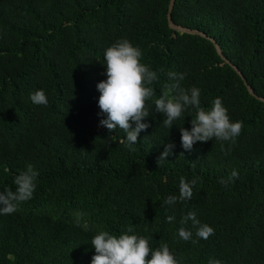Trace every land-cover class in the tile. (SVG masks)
<instances>
[{
  "label": "trees",
  "instance_id": "1",
  "mask_svg": "<svg viewBox=\"0 0 264 264\" xmlns=\"http://www.w3.org/2000/svg\"><path fill=\"white\" fill-rule=\"evenodd\" d=\"M169 1L0 0V191H14L29 164L39 173L33 198L0 215V264H91L95 234L119 236L130 227L127 234L148 238L153 251L166 243L178 264H264V103L208 40L169 29ZM171 18L214 39L264 98V0H175ZM120 39L158 74L143 121L150 127L134 151L120 143L123 130L110 134L100 125L104 52ZM169 72L186 74L179 83L200 89L203 108L220 98L231 121L243 122L226 151L216 140L183 149L180 127L191 130L195 109L171 129L162 126L154 100L175 82ZM37 90L46 106L30 100ZM168 143L174 154L159 166ZM233 170L238 178L225 188L220 180ZM180 177H199L193 197L168 205L179 196ZM77 212L84 214L80 227ZM189 212L215 234L197 244L182 240L180 220Z\"/></svg>",
  "mask_w": 264,
  "mask_h": 264
},
{
  "label": "clouds",
  "instance_id": "2",
  "mask_svg": "<svg viewBox=\"0 0 264 264\" xmlns=\"http://www.w3.org/2000/svg\"><path fill=\"white\" fill-rule=\"evenodd\" d=\"M142 51L133 46L127 39H120L104 52L106 62L107 79L97 85L100 93L98 107L100 114L106 119L100 121L111 134L117 129L126 133V139L120 140L130 151H134V145L138 144V137L142 131L150 125L144 123L150 116L147 101L155 95L150 87L158 81V74L147 65L141 63ZM186 74L169 72L168 76L174 83L165 85V90L159 98L154 100L155 112L165 116L163 127L171 129L174 122L180 119L183 113L189 109H195V116L191 120V130L180 127L181 145L184 150L191 151L197 142L220 141L221 150L226 151L224 142L234 143L243 129V122H232L228 110L223 106L220 98L212 102L210 109L201 106V92L197 87L186 89L181 87L180 81ZM30 100L35 105L46 106L48 99L43 90H37L30 95ZM109 135L108 139H111ZM173 143L164 145V151L158 158L160 166L168 157L173 155ZM230 151V148L227 150ZM183 156V153H181ZM39 173L29 164L26 170L20 172L14 179L15 190L7 188L0 191V215H9L18 211L22 203L33 198L37 187ZM238 178V172L232 171L226 179L220 183L227 188L229 182ZM199 177L190 182L184 177L179 180V196H169L165 201L168 205L190 201L193 197V187ZM83 213H75V225L82 226ZM174 216H168L167 222L172 223ZM191 221V229L185 227ZM181 227L178 230L179 237L184 241L197 244L200 239L207 240L215 234L213 227L202 223L195 212H189L180 220ZM83 227H87L86 224ZM197 239H193V231ZM133 229H127L132 233ZM110 234L108 231H100L91 239V246L95 249L91 264H178L175 256L170 252L169 246L161 244L155 251L149 244V239L136 234ZM151 256V259L148 257ZM208 264H222L219 259H210Z\"/></svg>",
  "mask_w": 264,
  "mask_h": 264
},
{
  "label": "water",
  "instance_id": "3",
  "mask_svg": "<svg viewBox=\"0 0 264 264\" xmlns=\"http://www.w3.org/2000/svg\"><path fill=\"white\" fill-rule=\"evenodd\" d=\"M174 2L175 0H170L169 4H168V10H167V15H166V20H167V25L169 27V29L178 32L180 34H189V35H195V36H199L201 38H204L206 40H208L214 47L217 55L220 57V59L223 61L224 64L228 65L231 69H233V71L238 75V77L241 79V81L243 82L244 87L246 88L248 94L250 96H252L253 98H255L256 100L264 103V98L257 96L252 88L248 85V83L246 82L244 76L242 75V73L236 68V66H234L228 59H226L224 57V55L222 54L219 45L217 44V42L208 37L206 34L198 31V30H192V29H188V28H184L182 26L176 25L173 23L172 18H171V12L174 6Z\"/></svg>",
  "mask_w": 264,
  "mask_h": 264
}]
</instances>
